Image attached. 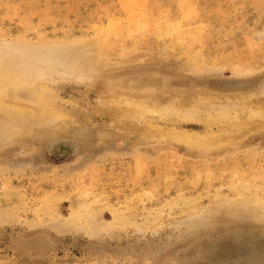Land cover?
Wrapping results in <instances>:
<instances>
[{
	"label": "rangeland",
	"instance_id": "374dc122",
	"mask_svg": "<svg viewBox=\"0 0 264 264\" xmlns=\"http://www.w3.org/2000/svg\"><path fill=\"white\" fill-rule=\"evenodd\" d=\"M184 2L206 34L208 66L194 73L171 64L180 61L170 57L164 74L196 85L211 80L223 89L244 84L250 91L264 90V41L254 36L264 33V0H0V26L14 36L44 34L52 42L71 33L104 37L101 42L116 35L127 44L131 30L159 20L167 39V26L182 20ZM178 68L184 76L176 75ZM54 88L66 108L73 109L68 101L78 103L71 126L49 129L27 143L0 133V164L17 166L8 172L0 167V189L7 185L21 195L24 209L19 223L0 230V264H264V193L259 190L253 200L234 193L232 186L242 179L231 176L245 168L264 172V129L250 133L225 157L201 158L175 145L135 149L133 138L99 112L97 92L80 96L84 85L71 81H58ZM259 98L264 101V95ZM202 125L181 126L204 131ZM103 133L115 137L101 141ZM76 192H88L102 206L93 237L81 229L87 228L85 219L74 227L79 232L67 228ZM196 197V207L182 201ZM174 201L178 204L170 209ZM121 215L134 223H121ZM36 222L42 227L33 230Z\"/></svg>",
	"mask_w": 264,
	"mask_h": 264
},
{
	"label": "bare ground",
	"instance_id": "6f19581e",
	"mask_svg": "<svg viewBox=\"0 0 264 264\" xmlns=\"http://www.w3.org/2000/svg\"><path fill=\"white\" fill-rule=\"evenodd\" d=\"M182 7V20L167 26V39L159 30L162 22L147 20L145 30L130 31L127 44L116 35L101 42L104 37L100 41L86 34L71 33L52 42L44 34L38 39L14 36L0 26V133H7L12 141L23 139L27 143L49 129L71 126L78 103L68 101L73 109L66 108L54 88L58 81H71L84 85L85 91L80 96L88 91L99 94V112L110 118L111 126L117 131L133 138L131 144L135 149L175 145L184 146L190 154L201 158L227 156L239 141L264 129V101L259 98L264 90L250 91L244 84L223 89L219 82L211 80L196 85L182 77L164 74L169 69L163 64L170 57L180 61L173 60L171 64L184 65L181 68H191L194 73L208 66L203 55L206 34L199 31L198 17L192 16L191 4L184 2ZM118 28L113 26L111 30ZM254 36L262 44L264 33L256 32ZM140 67L146 70L136 71ZM180 69H176V75L184 76V72H178ZM240 69L248 73L246 68ZM171 71L174 73V69ZM191 121L204 124L205 130L181 126ZM216 124L222 127L216 130ZM112 137L115 136L103 133L97 138L105 141ZM44 152L48 151H41ZM0 167L6 172L17 168L12 161L1 163ZM201 176L209 182V172ZM231 176L232 181L248 180L236 182L232 186L234 193H242L251 200L259 190L264 193V172L257 174L245 168L233 171ZM191 182L198 183L195 179ZM199 198L182 201L186 206L196 207ZM70 199L72 208L67 228L78 227L85 219L87 228L81 229L93 237L102 208L98 199L88 192H76ZM22 203L23 197L9 186L0 189V230L20 222L17 217L24 211ZM177 204V201L169 202L168 206L172 209ZM48 209L51 211L53 206ZM126 213L132 219L137 216L135 210ZM121 217L123 224L134 223ZM55 222L58 219L51 222L50 231L56 228ZM30 227L35 230L42 224L36 222Z\"/></svg>",
	"mask_w": 264,
	"mask_h": 264
}]
</instances>
